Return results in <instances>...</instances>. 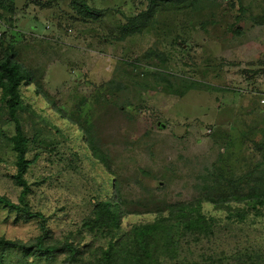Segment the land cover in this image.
<instances>
[{
  "label": "rangeland",
  "instance_id": "rangeland-1",
  "mask_svg": "<svg viewBox=\"0 0 264 264\" xmlns=\"http://www.w3.org/2000/svg\"><path fill=\"white\" fill-rule=\"evenodd\" d=\"M87 1L102 11L96 19H83L71 0H17L9 32L24 67L43 84L42 94L34 83L22 87L24 102L36 113L34 120L22 118L24 132L32 137L35 124L46 121L57 140L59 155L44 153L27 179L34 190L33 208L46 214L54 238L61 241L82 237L92 200L103 194V184L112 177L132 211L123 218L127 230L156 217L148 212L154 196L190 199L206 165L215 162L226 174L243 171L255 154L251 141H264V0H242L244 10L227 5L238 0L197 10L158 0L155 22L126 37L122 25L151 0ZM236 15L239 32L227 29ZM212 18L215 22L208 23ZM154 48L160 57L147 54ZM167 73L172 85L161 79ZM109 81L125 88L105 99ZM58 107L67 117L82 111L93 123L112 173L93 156L79 124L61 116ZM14 131L2 106L0 193L17 201L21 187L14 178L16 157L9 140ZM70 150L79 153L73 166ZM36 152L33 148L31 157ZM205 210L217 217L214 232L185 234L179 243L181 264H264V217L243 221L234 213L229 218L211 204ZM38 234L37 221L17 219L0 207V235L30 241ZM85 240L93 243L85 258L98 257L106 240L89 233ZM9 260L26 264L18 253ZM28 264L67 263L57 256L49 261L32 258Z\"/></svg>",
  "mask_w": 264,
  "mask_h": 264
},
{
  "label": "trees",
  "instance_id": "trees-1",
  "mask_svg": "<svg viewBox=\"0 0 264 264\" xmlns=\"http://www.w3.org/2000/svg\"><path fill=\"white\" fill-rule=\"evenodd\" d=\"M159 1L165 4L171 2L178 8L193 10L203 5L222 8L221 0ZM71 4L83 19H96L102 13L87 0H71ZM227 5L230 7L237 5L240 10L245 9L242 0H238L237 4L228 2ZM158 6V0H151L146 10L128 17L121 28L123 37L141 33L148 25L153 24ZM16 9L17 0H0V109L2 106L7 108L15 125V131L9 136V140L16 157L14 178L21 187V192L17 201L0 193V207L14 213L17 219L37 221L39 234L30 241L0 235V264H8L9 257L15 253L20 254L26 264L32 258L49 261L57 256H64L67 264H181L179 243L185 234L198 236L214 232L217 217L206 212V204H211L216 210L227 213L229 218H233L234 213L243 221L250 217H264V141L252 140V150L255 154L252 155L253 160L245 163L243 171L226 174L218 170L220 165L214 167L215 162L210 166L206 165L205 170L200 173L201 180L197 183L196 195L190 199L177 201H164L154 196L152 198L154 207L148 212L155 213L156 217L146 223L134 224L127 230L123 228V218L132 211L128 208L120 184L113 177L110 178L103 184V194L95 196L92 200V211L82 223V231H85L81 234L82 237L78 240L55 239L49 218L43 211L34 209L31 204L30 196L34 190L27 175L40 156L43 157L44 153L59 155V151L56 148L57 140L54 141L52 129L45 124L46 121L39 126L35 124L36 131L32 137L25 134L22 126L23 117H32L34 120L36 116L35 111L29 109L24 102L22 87L24 84L34 83L36 93L42 94L43 84L32 69L24 67L20 48L15 45L13 35L9 34ZM239 21L240 16L236 15L234 21L228 23L227 29L239 32ZM214 22L215 19L212 18L208 23ZM147 54L160 57V53L155 48L148 50ZM166 76L172 75L171 73L163 75L162 81L172 85V81ZM124 88V85L109 81L105 86L104 98L109 99L108 95L114 96ZM58 112L64 118L71 120L72 124H79L78 129L93 156L112 173L108 154L97 143L93 135V123L88 117L83 118L79 114L82 111L67 117L62 107H58ZM78 139L76 135L75 140ZM33 148L39 149V152L31 157ZM69 155V163L73 166L79 159V153L70 150ZM86 233L106 240L98 247L100 253L98 257L85 258L93 245L92 242L85 240ZM184 264L216 263L186 261ZM238 264H250V261L245 260Z\"/></svg>",
  "mask_w": 264,
  "mask_h": 264
}]
</instances>
